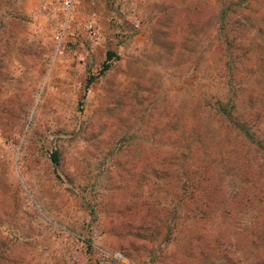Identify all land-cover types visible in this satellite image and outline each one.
<instances>
[{
    "label": "rangeland",
    "instance_id": "obj_1",
    "mask_svg": "<svg viewBox=\"0 0 264 264\" xmlns=\"http://www.w3.org/2000/svg\"><path fill=\"white\" fill-rule=\"evenodd\" d=\"M63 1L0 0V262L264 264V141L209 154L190 205L176 186L217 129L209 103L232 96L209 52L227 0H74L58 53Z\"/></svg>",
    "mask_w": 264,
    "mask_h": 264
},
{
    "label": "trees",
    "instance_id": "obj_2",
    "mask_svg": "<svg viewBox=\"0 0 264 264\" xmlns=\"http://www.w3.org/2000/svg\"><path fill=\"white\" fill-rule=\"evenodd\" d=\"M227 2L224 11L217 12L212 8L209 9L211 11L209 17H214L217 23L210 35L209 52L212 58L215 57L218 60L217 66L213 69L215 75L224 79V84L229 86L232 96L226 105L222 104V101L218 103V106H212L209 103L211 111L209 121L211 118L217 129L213 128L212 133L209 134V152L197 146L194 150V158L190 161L191 158L185 157L187 162L181 165L178 174L179 183L176 186L181 192L185 193L187 189L190 191L187 197L184 198L185 195H183L179 200L182 206L195 202L193 198L200 194L198 192L209 186V179H212V174L209 175V154L232 155L235 153L232 149L236 139L260 143L264 141V135L261 138L256 135L257 130L261 128V123L264 122V0H227ZM114 56L113 51H107V59L103 62L101 72L109 68L108 61ZM211 68L213 67L210 65L209 70ZM238 93H241L239 100ZM230 102L234 103L233 109L228 107ZM197 126L199 135L203 136L201 124ZM215 148L217 151L214 153ZM185 154L184 152V156ZM52 158L57 161L58 153L54 152ZM210 165L214 166L213 162H210ZM128 210V214L133 213L128 215V218L124 216V213H119L121 222L118 225V231L120 235L124 234L127 237L130 247H134L136 241L131 240V236L141 237V233L139 236L135 234L136 230L138 232L144 228L151 230L153 226L158 231L166 222L162 219L163 215L151 206L147 208V213L144 215V228H135L130 220L134 219L136 210ZM125 221L127 226L124 224Z\"/></svg>",
    "mask_w": 264,
    "mask_h": 264
},
{
    "label": "built area",
    "instance_id": "obj_3",
    "mask_svg": "<svg viewBox=\"0 0 264 264\" xmlns=\"http://www.w3.org/2000/svg\"><path fill=\"white\" fill-rule=\"evenodd\" d=\"M73 6H74V0H64L63 1L64 22L54 34L56 51L58 53L63 52L62 46L65 41L66 35L69 32V28L71 26V21H72V16H73ZM83 26H84V29H86L89 33H93L95 31V27L92 21L85 22ZM136 26L138 27L139 24L137 23Z\"/></svg>",
    "mask_w": 264,
    "mask_h": 264
}]
</instances>
